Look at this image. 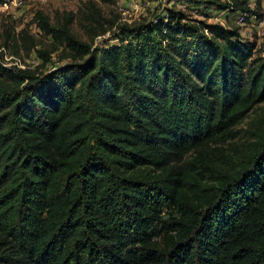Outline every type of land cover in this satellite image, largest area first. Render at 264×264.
<instances>
[{
    "label": "trees",
    "instance_id": "obj_1",
    "mask_svg": "<svg viewBox=\"0 0 264 264\" xmlns=\"http://www.w3.org/2000/svg\"><path fill=\"white\" fill-rule=\"evenodd\" d=\"M89 6L35 14L34 70L0 64V264H264V123L222 147L264 103L255 45L167 9L94 46L116 24Z\"/></svg>",
    "mask_w": 264,
    "mask_h": 264
},
{
    "label": "rangeland",
    "instance_id": "obj_2",
    "mask_svg": "<svg viewBox=\"0 0 264 264\" xmlns=\"http://www.w3.org/2000/svg\"><path fill=\"white\" fill-rule=\"evenodd\" d=\"M216 0H0V64L5 69L34 70L41 65V60L33 52L26 54L25 48L32 38L37 42V49L48 48L50 39L45 37L35 26L33 17L37 12L42 13L51 22L65 18L68 15H77L80 8L89 4L95 5L102 15L116 24L110 32L97 37L94 46L109 47L118 44L116 27L132 24H148L162 16L167 9H175L186 13L191 19L205 21L208 24H219L225 28L238 29L243 41L255 45L254 59L264 60V0H248L249 9L255 12L245 16L231 11H220L215 6L206 5L205 2ZM227 3V0H218ZM199 3H205L197 6ZM26 31L25 40H19L17 47L5 44L9 34L18 35ZM74 34L86 40L85 35L77 22L72 25ZM29 37V39H28ZM28 39V41H27ZM68 60L59 61L57 54L52 56V64H48L44 71L54 70ZM264 123V103L256 105L247 114L234 130L236 136L222 147L229 149L231 145L238 146L248 138L256 124Z\"/></svg>",
    "mask_w": 264,
    "mask_h": 264
}]
</instances>
